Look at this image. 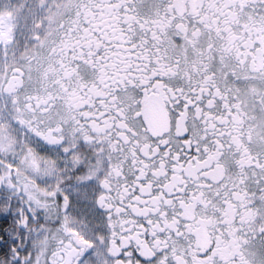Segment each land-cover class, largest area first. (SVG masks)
<instances>
[{
	"label": "snow or ice",
	"instance_id": "1",
	"mask_svg": "<svg viewBox=\"0 0 264 264\" xmlns=\"http://www.w3.org/2000/svg\"><path fill=\"white\" fill-rule=\"evenodd\" d=\"M0 264H264V0H0Z\"/></svg>",
	"mask_w": 264,
	"mask_h": 264
}]
</instances>
